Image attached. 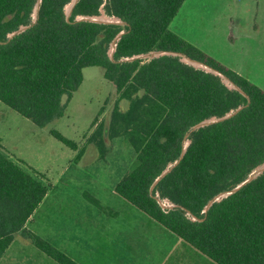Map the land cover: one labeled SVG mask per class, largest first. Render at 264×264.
I'll list each match as a JSON object with an SVG mask.
<instances>
[{"label":"trees","instance_id":"1","mask_svg":"<svg viewBox=\"0 0 264 264\" xmlns=\"http://www.w3.org/2000/svg\"><path fill=\"white\" fill-rule=\"evenodd\" d=\"M38 1L0 0V100L44 127L64 114L63 96L72 98L83 69L103 67L119 101L129 105L122 109L118 101L108 126L98 123L89 142L103 155L112 138L126 136L138 158L117 193L218 264H264V172L205 212L264 163V89L170 29L185 0H78L70 16L72 0H42L34 20ZM102 10L123 23L78 19ZM21 26L28 28L12 35ZM152 51L199 60L246 95L180 56L131 59ZM240 106L233 116L191 131ZM52 134L78 151L76 161L83 157L85 146L56 129ZM187 140L183 158L152 190ZM49 189L0 150V258L21 234L58 263L80 264L26 226ZM160 199L174 206L165 208Z\"/></svg>","mask_w":264,"mask_h":264},{"label":"rangeland","instance_id":"2","mask_svg":"<svg viewBox=\"0 0 264 264\" xmlns=\"http://www.w3.org/2000/svg\"><path fill=\"white\" fill-rule=\"evenodd\" d=\"M97 17L115 20L104 10ZM170 29L264 89V0H185ZM83 75L72 98L63 96L64 114L44 127L0 100V150L50 185L29 229L80 264H218L117 193L137 152L126 136L103 155L89 142L98 123L108 126L119 92L101 66ZM53 129L86 147L80 160ZM0 264L60 263L18 234Z\"/></svg>","mask_w":264,"mask_h":264},{"label":"water","instance_id":"3","mask_svg":"<svg viewBox=\"0 0 264 264\" xmlns=\"http://www.w3.org/2000/svg\"><path fill=\"white\" fill-rule=\"evenodd\" d=\"M42 0H39L36 7H35V13H36V17L38 15V11H39V8H40V2ZM78 2V0H72L71 1V4H70V7H69V10L67 13L68 16H70L74 6L76 5V3ZM115 17V16H113ZM78 19H89V20H93V21H98V22H107V23H123V21L118 18V17H115V20H107V21H104L100 18H98L97 16H94V17H89V16H80ZM28 28V26H21L19 28V30H17L16 32H14L12 35L16 34V33H19L21 31H24ZM124 32H121L117 37L116 39L113 41L112 43V52L110 53L111 57L113 58V55H114V52L116 50V45H117V41L120 39L121 35L123 34ZM165 54H168V55H176V56H182V60L183 61H186L187 63L189 64H192L194 65L195 67H204V68H207L208 71H211L215 74H218L222 77L223 81L230 87V88H234V89H237L239 91H241L243 94L246 95L245 91L240 87L238 86L234 81H232L229 77H227L226 75H224L223 73H221L219 70L211 67V66H208L206 65L205 63L199 61V60H196V59H193L191 57H188L187 55L183 54V53H180V52H172V51H152V52H149V53H146V54H142V55H138V56H134L132 57L131 59H135V58H149V59H152V58H155V57H159L161 55H165ZM243 108V106H240L239 108H237L236 110H233L231 112H229L228 114H226L225 116L223 117H213V118H209V119H206V120H203L201 122H199L198 124L194 125L191 129V131H194V130H197L201 127H204V126H207L211 123H214V122H217V121H220V120H223V119H226V118H229L231 116H233L234 114H236L239 110H241ZM190 133V132H189ZM189 133L187 134L186 137H188ZM189 140H187L185 142V147H184V150L181 154V157L179 160H177L175 163L169 165L165 170L164 172L161 174V176L155 181V183L153 184L152 186V190L155 186V184L163 177L165 176L168 172H170L172 170V168L183 158L185 152H186V149H187V145L189 144ZM264 172V163L262 165H260L246 180H244L241 184H239L238 186H236L235 188H233L232 190H229V191H225V192H222L220 194H218L215 198H213L208 204L207 206L205 207V212L211 207V205L216 202V201H219L221 200L222 198L224 197H227L228 195L236 192L237 190H239L244 184L250 182L251 180L255 179L257 176H259L261 173ZM159 202L161 203V205L165 208L167 207H173L174 204H171V203H167V201H164V200H159ZM197 217H194V219H196Z\"/></svg>","mask_w":264,"mask_h":264},{"label":"crops","instance_id":"4","mask_svg":"<svg viewBox=\"0 0 264 264\" xmlns=\"http://www.w3.org/2000/svg\"><path fill=\"white\" fill-rule=\"evenodd\" d=\"M45 198H46V197H45ZM44 200H45V199H44ZM41 204H42V203H41ZM39 207H40V206H39ZM39 207H38V208H39ZM38 208H37V209H38ZM36 211H37V210H36ZM36 211H35V213H36ZM35 213H34V214H35ZM34 214L32 215V217L34 216ZM32 217L29 219V221H28L27 224H26L27 228H29V227H28V224H29V222L31 221ZM163 227H164V226H163ZM166 231H168V229H167ZM170 232H171V231H170ZM171 233H172V232H171ZM173 234H174V233H173ZM178 237H179V236H178ZM180 239H181V238H180ZM181 240H182V239H181ZM8 249H9V248H8Z\"/></svg>","mask_w":264,"mask_h":264}]
</instances>
